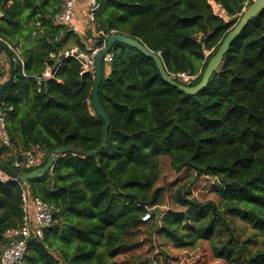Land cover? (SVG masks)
<instances>
[{
  "label": "trees",
  "instance_id": "obj_1",
  "mask_svg": "<svg viewBox=\"0 0 264 264\" xmlns=\"http://www.w3.org/2000/svg\"><path fill=\"white\" fill-rule=\"evenodd\" d=\"M97 1V31L139 40L175 82L189 87L200 82L246 10V0H215L226 22L206 0ZM59 8L60 0H0V37L20 50L25 64V76L13 65L2 97L10 146L0 147V159L12 168L16 154L38 147L41 162L27 173L43 167L51 151H93L104 126L92 107L94 76L80 75L73 58L61 59L52 78L36 83L46 64L54 70L51 54L74 45L83 50L82 42L93 38L90 30L81 40L55 25ZM113 54L111 65L102 66L98 92L110 123L106 147L95 157L66 154L27 183L30 195L56 213L43 240L28 243L23 264H114L139 248L137 233L148 222L161 240V264L177 257L166 248L187 250L199 241L225 264H264V9L194 96L164 82L154 61L137 50L115 44ZM178 73L196 78L185 85L173 77ZM163 162L188 171L191 180L176 189L174 208L144 223L147 209L164 206L165 188L157 186ZM202 177L214 179L220 205L191 197L190 183ZM24 188L12 179L0 183V254L6 231L21 224ZM234 219L262 238L261 248L241 240Z\"/></svg>",
  "mask_w": 264,
  "mask_h": 264
},
{
  "label": "built area",
  "instance_id": "obj_2",
  "mask_svg": "<svg viewBox=\"0 0 264 264\" xmlns=\"http://www.w3.org/2000/svg\"><path fill=\"white\" fill-rule=\"evenodd\" d=\"M210 6L212 13L219 19L228 21L226 13L222 7L215 2V0H206ZM254 0H246L244 7H248ZM99 8L97 0H60L59 11L53 16V23L55 25H61L72 33L77 38L82 40L84 31H92V39L82 42L83 50L77 45L71 46L67 50L60 52L55 56L51 54V58L56 59L54 70L46 64L43 73L36 78L37 85L45 80L52 78L55 71L58 68L59 62L63 58H73L80 67V75L91 74L94 76V66L97 54L103 50L106 46L107 39L117 34L112 31L110 34H104L102 31H97L95 23V12ZM78 11H81L79 15ZM0 44L7 48L11 55L13 65H17L25 76L24 72V60L21 57L20 50L6 44L0 37ZM209 52L206 53L208 55ZM113 50H110L103 57V64L109 67L113 61ZM4 55L0 51V87L4 81L2 76L3 72ZM172 77V76H171ZM173 77L179 79L185 85L190 84L196 76H191L184 73L175 74ZM10 138L6 130L5 114L0 111V147H9ZM21 157V158H20ZM42 153L39 152L38 147L32 148L21 154H16L14 161L12 162V169L27 173L28 171L39 166L41 162ZM20 170V171H19ZM10 178L4 173L0 172V183H5ZM21 209L22 220L21 224L15 228H11L5 233L6 244L1 249L0 264H23L24 257L27 253L28 243L31 240L42 241L44 230L49 227L55 221L56 210L53 206L45 203L37 197H32L27 194L24 188L21 193ZM149 208L145 214L141 217L142 222H148L151 220L153 214Z\"/></svg>",
  "mask_w": 264,
  "mask_h": 264
},
{
  "label": "water",
  "instance_id": "obj_3",
  "mask_svg": "<svg viewBox=\"0 0 264 264\" xmlns=\"http://www.w3.org/2000/svg\"><path fill=\"white\" fill-rule=\"evenodd\" d=\"M264 9V0H254L244 11L242 14L240 20L238 23L227 33L225 38L223 39L221 45L219 46L217 52L214 54V56L211 57L209 60L204 73L202 75V78L200 82L195 86H184L180 85L177 82H175L170 74L167 72L165 65L163 61L161 60L160 56L158 54H155L151 50H149L142 42L139 40L128 37L122 34H115L110 36L107 39L106 46L103 50H101L95 59V66H94V86L91 94V101H92V107L97 116L103 120L104 126L101 132V140L100 144L97 148H95L93 151L90 152H84L82 150H77L71 147H63L61 149L51 151L46 155V163L43 167L32 171L30 173H22L18 172L11 167H9L3 160L0 159V172L7 175L10 179L19 181L25 185V189L27 191V194H30L29 187L27 183L31 180L40 179L42 178L53 166V164L59 160L60 158L64 157L66 154H79L84 157H95L97 154L103 150L106 147L107 143V136H108V129L110 126L109 120L107 116L104 114L99 100H98V92L99 87L102 82V66H103V57L106 53H108L110 50H114L115 44H122L125 46H128L130 48H133L140 52L142 55L151 58L156 68L164 82L171 85L172 87L178 89L180 92L194 96L201 90H203L211 78L212 74L217 70L219 65L222 62L223 56L225 55L226 51L230 47L231 43L235 40V38L244 30V28L247 26V24L262 10ZM0 51L3 53L4 58L7 62V77L4 79V81L1 84L0 87V106L2 104V97L4 95V92L8 86V84L12 81L13 73H14V66L12 64L11 55L6 47L0 44ZM160 208L155 207L152 210V214L159 219L160 217Z\"/></svg>",
  "mask_w": 264,
  "mask_h": 264
},
{
  "label": "rangeland",
  "instance_id": "obj_4",
  "mask_svg": "<svg viewBox=\"0 0 264 264\" xmlns=\"http://www.w3.org/2000/svg\"><path fill=\"white\" fill-rule=\"evenodd\" d=\"M3 74L5 79L7 77V62L5 58L3 62ZM190 178L191 176L188 171L181 170L177 172L170 168L167 162H163L162 173L157 183L158 187L165 188L163 192L164 206H162L160 210L174 208L173 197L176 189L190 182ZM213 182V178L205 177L199 180H193L190 183L191 197L195 198L197 201L204 202L210 200L220 205L219 199L212 191ZM233 223L237 228L241 240L250 238L251 241H254V243H247V246L252 248L253 251L262 247V238L255 234L247 224L239 219H234ZM149 226L150 222L138 231L137 236L135 235L140 242L139 248L115 257L112 261L114 264H161L159 256L161 240L153 233ZM252 235L254 236L252 237ZM165 250L170 255L177 256L175 259H170L169 264H225L224 261L216 259L213 256L208 244L204 241L197 242L194 248H189L187 250L177 251L171 248H166ZM165 250L163 249V251Z\"/></svg>",
  "mask_w": 264,
  "mask_h": 264
}]
</instances>
